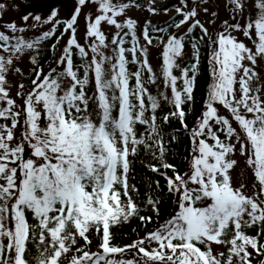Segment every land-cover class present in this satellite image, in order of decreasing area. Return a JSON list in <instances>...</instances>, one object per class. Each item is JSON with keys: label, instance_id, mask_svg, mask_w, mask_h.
Here are the masks:
<instances>
[{"label": "snow or ice", "instance_id": "obj_1", "mask_svg": "<svg viewBox=\"0 0 264 264\" xmlns=\"http://www.w3.org/2000/svg\"><path fill=\"white\" fill-rule=\"evenodd\" d=\"M226 9L181 0L160 27L157 0H74L0 24V264H264V0Z\"/></svg>", "mask_w": 264, "mask_h": 264}, {"label": "rangeland", "instance_id": "obj_2", "mask_svg": "<svg viewBox=\"0 0 264 264\" xmlns=\"http://www.w3.org/2000/svg\"><path fill=\"white\" fill-rule=\"evenodd\" d=\"M44 0H1L0 2H4L7 4V10L3 13V21H0V24L7 21L15 20L17 25L22 24V15L26 14L28 12H31L33 14H38L39 12H43L42 17L46 16L52 9H58L59 10V16L61 18H67L71 11L73 10L74 1L67 0L62 5H49V3H42ZM59 2L60 0H51V2ZM219 1L218 6L219 10L221 11L219 13L221 19H228L229 15H225L223 11H226V0H217ZM252 0H250V3ZM181 0H157V4L159 8H170L173 9L172 12L165 15L163 13L155 15L150 17L153 21V23L159 22V24L164 23L168 20H170V16H176L174 9L178 6H180ZM17 6L19 7V11L16 10ZM41 10V11H37ZM40 14V13H39ZM132 17L139 20V22L142 24L144 23L146 18H149V12L144 9L140 10H133L129 13ZM201 20L204 21L206 17L201 15ZM31 19L29 20V23H31ZM183 31V29H181ZM211 31V29H210ZM80 34H83V20H81V28H80ZM32 35L31 32L28 33V36L30 37ZM151 62L153 65H158L160 63V60L157 57V53L155 50L153 51V56L151 59ZM28 60L25 58L24 67L27 68Z\"/></svg>", "mask_w": 264, "mask_h": 264}, {"label": "trees", "instance_id": "obj_3", "mask_svg": "<svg viewBox=\"0 0 264 264\" xmlns=\"http://www.w3.org/2000/svg\"><path fill=\"white\" fill-rule=\"evenodd\" d=\"M1 1V0H0ZM65 1L67 0H60L58 3L55 1V2H51V0H44L42 3H49V5H62ZM74 1V0H72ZM217 3H219V1H217ZM74 7V6H73ZM37 11H41V10H37ZM221 11L219 10V13ZM40 14H43V12H39ZM38 13V14H39ZM223 13L225 15H230L229 11L226 10V11H223ZM178 19V17H176ZM169 21V20H168ZM160 27H165V23H161L159 24ZM207 59H208V55H207V48H204L202 49V54H201V72H202V75L198 81V85H197V89H196V93H195V96H196V102L193 106V111H192V114L189 116V119H188V123L191 125L193 119L195 118L196 115L199 114V112L201 111V106H202V103H203V100L205 98V95H206V89H207V86L208 84L210 83V80H209V77H208V72H207V68H208V65H207ZM178 126V125H177ZM189 147V142L187 140V138H184L182 143L178 146L177 150L179 152V155H177L174 159V163L178 164L180 169L183 171L186 167H187V164L182 162V157L187 155V148ZM137 171L139 172H143V169H140L139 167L137 168ZM161 183L163 184V180H161ZM140 193H141V197H143V193H144V188L141 187L140 188ZM171 211V203L170 202H166L164 207L162 208V216H166L169 212ZM134 225H135V221L133 222ZM153 227V225H149V228ZM125 233H128L130 232L129 229H124L123 230ZM141 235H143V232L140 233ZM132 238H135V237H132ZM130 242L128 239H122L120 240V243L123 244V243H128ZM95 248V246H93V249Z\"/></svg>", "mask_w": 264, "mask_h": 264}]
</instances>
